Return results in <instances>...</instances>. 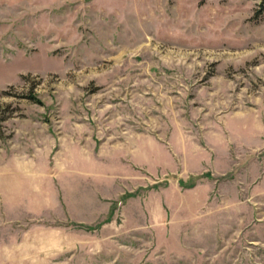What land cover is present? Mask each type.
I'll return each instance as SVG.
<instances>
[{
	"label": "rangeland",
	"instance_id": "obj_1",
	"mask_svg": "<svg viewBox=\"0 0 264 264\" xmlns=\"http://www.w3.org/2000/svg\"><path fill=\"white\" fill-rule=\"evenodd\" d=\"M0 264H264V0H0Z\"/></svg>",
	"mask_w": 264,
	"mask_h": 264
},
{
	"label": "crops",
	"instance_id": "obj_2",
	"mask_svg": "<svg viewBox=\"0 0 264 264\" xmlns=\"http://www.w3.org/2000/svg\"><path fill=\"white\" fill-rule=\"evenodd\" d=\"M0 183L2 184V181ZM3 196H5V193H3L2 191H0V199H2Z\"/></svg>",
	"mask_w": 264,
	"mask_h": 264
}]
</instances>
